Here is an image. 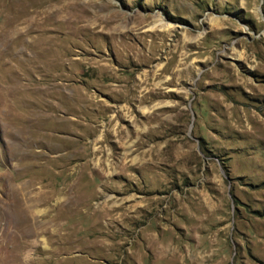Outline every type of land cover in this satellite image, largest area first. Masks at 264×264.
<instances>
[{
  "label": "rangeland",
  "instance_id": "obj_1",
  "mask_svg": "<svg viewBox=\"0 0 264 264\" xmlns=\"http://www.w3.org/2000/svg\"><path fill=\"white\" fill-rule=\"evenodd\" d=\"M29 2L26 57L0 45V264H264V0Z\"/></svg>",
  "mask_w": 264,
  "mask_h": 264
},
{
  "label": "bare ground",
  "instance_id": "obj_2",
  "mask_svg": "<svg viewBox=\"0 0 264 264\" xmlns=\"http://www.w3.org/2000/svg\"><path fill=\"white\" fill-rule=\"evenodd\" d=\"M11 1L17 3V0H11ZM29 1L30 0H21L19 4L21 6V7L19 6L20 8L18 7L16 8V4L14 3L15 5L13 6V3H12L11 5L12 7L9 10L11 13L15 15L14 21L9 25V28L7 30L2 31V33L0 34V45L6 44V45L11 46L13 48V58L18 59V60L26 57L24 53L20 52L19 46L21 47L23 44L25 47H27L30 44L28 36L30 35L31 30H33L35 26L37 28H40V26L43 27L47 25L45 19L42 18V16H44L48 20L51 19L50 16L46 15L47 12L42 11L41 7L43 6V4L35 3V2L33 3ZM46 30H47L46 28H43L41 29V32L44 35H46L45 34ZM46 44L48 45L49 48H52V50L53 49L55 50L56 44L52 40H49ZM28 194H29V189H26L23 186L21 190L18 192V196L24 201L27 200ZM15 207L18 208L19 205H15ZM19 208L20 210L18 213H16V211L14 210L15 212L13 213L15 215L13 216V218L15 219L16 224L17 225L20 224L21 229H23V226L27 224V219H26L27 216L23 214V212H21V210H24V209H21V206ZM28 234L30 233H27V235Z\"/></svg>",
  "mask_w": 264,
  "mask_h": 264
}]
</instances>
